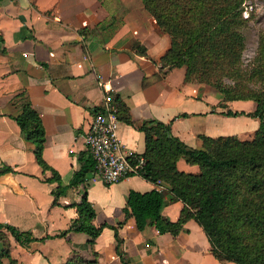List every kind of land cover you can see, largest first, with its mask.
I'll list each match as a JSON object with an SVG mask.
<instances>
[{"label":"crops","instance_id":"crops-1","mask_svg":"<svg viewBox=\"0 0 264 264\" xmlns=\"http://www.w3.org/2000/svg\"><path fill=\"white\" fill-rule=\"evenodd\" d=\"M0 39V166L12 170L0 176V223L35 239L25 247L11 239V258L19 264H62L74 252L84 262L120 264L113 252V232L107 228L92 247L81 233L39 241L67 229L76 218L70 206L85 190L95 227L122 222L117 236L130 264H231L212 258L192 221L175 237L157 235L153 229L141 235L131 219L123 221L127 193L151 189L164 194V203L169 200L177 218L181 204L162 184L130 176L105 186L90 172L83 184L68 189L52 205L50 193L57 184L44 182L50 173L35 163L32 144L24 141L10 117L19 116L24 104L38 114L44 132L41 158L65 186L78 169L77 157L87 153L88 124L104 94L126 108L134 126L147 120L169 125L170 135L194 150L201 149L200 137L251 139L258 127L255 119L223 115L227 110L252 112L248 102L220 107L219 96L208 86L184 81V68H162L168 37L139 0L0 2ZM115 135L126 150L143 152V137L134 127L119 122ZM176 169L197 173L182 160Z\"/></svg>","mask_w":264,"mask_h":264},{"label":"trees","instance_id":"trees-1","mask_svg":"<svg viewBox=\"0 0 264 264\" xmlns=\"http://www.w3.org/2000/svg\"><path fill=\"white\" fill-rule=\"evenodd\" d=\"M9 0H0V2ZM248 0H139L169 40V47L160 59L162 68H184L186 83L203 84L212 88L222 103L251 101L253 111L223 113L226 117L245 116L255 119L258 127L251 139L235 137H200L201 149L194 150L172 137L169 125L154 120L133 125L126 108L112 97L117 108V120L134 127L143 137L144 159L140 178L162 184L173 201L181 204L175 221L161 215L164 194L155 189L146 192L129 191L122 208L123 221L131 219L138 233L145 235L153 229L157 235L175 237L187 221H192L202 232L209 254L217 262L231 264H264V31L258 35L256 54L250 67L243 69L241 54L244 40L241 30L246 19L242 17ZM1 43V39H0ZM251 79L257 82L250 88ZM229 82V84L225 83ZM97 111V110H95ZM183 117V116H182ZM10 119L17 126L24 141L32 144L35 163L50 173L45 183H56L50 195L52 205L68 189L83 184L86 174L92 172L93 162L88 153L77 157L78 169L67 185L41 158L44 132L38 114L28 105L21 107L19 116ZM195 166L196 174L176 169V162ZM12 170L0 166V176ZM76 218L67 229L56 236L39 241L63 238L68 233L88 237L92 247L105 228L113 232L114 255L120 264H130L120 249L116 227L101 224L95 227V212L86 200L85 190L80 201L70 206ZM5 231L19 247L35 241L29 232H18L12 226L0 223V264H19L10 256ZM149 244V241H145ZM95 256V254H93ZM84 262L74 252L62 264H92Z\"/></svg>","mask_w":264,"mask_h":264},{"label":"built area","instance_id":"built-area-1","mask_svg":"<svg viewBox=\"0 0 264 264\" xmlns=\"http://www.w3.org/2000/svg\"><path fill=\"white\" fill-rule=\"evenodd\" d=\"M118 123L113 99L104 94L88 124L84 141L93 162L92 178L105 186L116 184L126 177H139L144 165L140 155L126 150L117 140L115 131Z\"/></svg>","mask_w":264,"mask_h":264},{"label":"rangeland","instance_id":"rangeland-1","mask_svg":"<svg viewBox=\"0 0 264 264\" xmlns=\"http://www.w3.org/2000/svg\"><path fill=\"white\" fill-rule=\"evenodd\" d=\"M244 5L245 7L242 13V17L246 19V23L244 28L241 30V34L244 40V49L241 54V66L243 69H247L250 67V64L256 54L258 35L264 31V0H248L245 2ZM256 82L257 81L255 79H251L250 82L248 83V86L250 88H255ZM225 83L229 84V82L227 81H225ZM210 90L215 92L212 88H210ZM240 102H248L250 104V108L254 107V104L251 101H240ZM228 131L230 132L231 130L229 129ZM161 191L164 192L165 190L161 189ZM176 206L178 207L179 205L176 204ZM173 208H175L174 205ZM161 215L162 217L170 221H174L176 219V216H173L172 212L170 211L169 200H167L166 204H164L161 210ZM2 236L4 237L3 240L5 242L11 240L10 236L5 231H2ZM131 263L133 264L132 260Z\"/></svg>","mask_w":264,"mask_h":264}]
</instances>
